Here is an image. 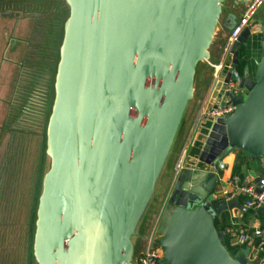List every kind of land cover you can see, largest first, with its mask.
I'll use <instances>...</instances> for the list:
<instances>
[{
    "label": "water",
    "instance_id": "1",
    "mask_svg": "<svg viewBox=\"0 0 264 264\" xmlns=\"http://www.w3.org/2000/svg\"><path fill=\"white\" fill-rule=\"evenodd\" d=\"M247 1L233 0L232 8ZM64 2L32 255L36 264H127L224 0ZM233 17L228 13L231 25ZM254 33L261 56L250 76L237 64ZM227 56L211 98L230 79L244 94L225 93L231 114L198 122L155 230L161 264H249L248 247L230 256L214 227L222 212L245 208L212 190L234 151L264 161V24L244 27Z\"/></svg>",
    "mask_w": 264,
    "mask_h": 264
},
{
    "label": "rangeland",
    "instance_id": "2",
    "mask_svg": "<svg viewBox=\"0 0 264 264\" xmlns=\"http://www.w3.org/2000/svg\"><path fill=\"white\" fill-rule=\"evenodd\" d=\"M60 2L61 0H52L50 3L42 0H2L0 4V8L2 6L7 9L11 6L16 8L19 22L27 17L22 25L19 27L17 25L16 36L19 40L23 37L29 39L30 36V42L33 43V46L26 45L31 59L29 61L31 78L4 80L0 77V264H28L29 261L31 264H36L32 255L37 206V199L34 203L35 171L38 169L42 146L45 154V131L53 101V82L62 39V21L68 13L67 7ZM230 3L231 0H224L221 5L222 13L229 10ZM263 7L261 6L259 10ZM1 22L3 20H0ZM32 24L35 27L33 35L31 31L26 36ZM1 26L4 25L1 23ZM0 29L3 33L2 40H8L6 38L8 33L4 27ZM17 46L19 56L22 43H17ZM35 49L39 51V55H34ZM209 71L205 61L197 62L194 67L192 96L183 109L180 125L177 127L162 165V169L165 166L164 170L163 172L161 170L154 184L153 194L142 210L135 227V236L131 238L134 255L145 246L154 203L165 191L173 174L171 162L177 156L193 111L197 108L199 85L201 89L206 83L205 79ZM40 75L42 79L39 78ZM32 87L38 91L35 97L28 96ZM197 125L196 123L193 133L196 132ZM236 158L237 161H242L239 154ZM48 166L49 159L45 156L43 171H46ZM249 166L255 173L264 176V162L258 160ZM40 189L41 184L39 191Z\"/></svg>",
    "mask_w": 264,
    "mask_h": 264
},
{
    "label": "crops",
    "instance_id": "3",
    "mask_svg": "<svg viewBox=\"0 0 264 264\" xmlns=\"http://www.w3.org/2000/svg\"><path fill=\"white\" fill-rule=\"evenodd\" d=\"M249 1L250 0H248L247 3ZM246 4H240L237 8L233 9L232 8L233 0H231L229 10H227L223 13L221 10V13L219 15V19L216 23V26L214 27V30H213L212 42L209 44V47H208L209 57H208L207 61L209 63H211L212 65H216V64L221 63L222 66H221V69L218 70V69H214L212 66H209L206 63L207 66L209 67V69H211L212 71H209V75L205 79L206 83L203 85V87L201 89H200V85H199V92H200L199 94L200 95L198 98V105H197V108L193 111V116L191 118L189 127L185 133V136H184L183 140L181 141V146H180V149L177 153V156L174 159V161L171 162L172 163L171 164V170L173 171L172 173H174V166H175L176 162L179 159L184 160V158H185V153H186L185 150H186L187 146L190 144L192 137H194V135H195V133H193V129H194L196 123L198 124V122L202 118V112L205 110V108L207 107V105L209 103H212V105L216 103V99H212L211 95L213 93L214 85L217 81L218 75L220 74L222 69L227 70L226 65H228V67L230 65V64H227V62H226L227 57H228L227 55L229 52V48L227 49L226 52L223 51L225 39H226V36L228 34V30L230 28V25H231V20L228 18V13H232L234 15V17H233V21H234L236 19V17L239 15V13L241 12V10L246 6ZM261 6H264V2L255 11V14L253 15V17L251 18V20L249 22V26H253L255 24H264V7L259 10V8ZM260 40H261L260 34H258V33L252 34L251 37L247 40V42L242 45V47H241L242 53H239V57H241L240 61H242L246 64L247 72L250 76H252L253 71H254V62H256L261 56V51H260V46H259ZM5 87H6V84H5ZM181 118H182V115H181ZM181 118H180V120H181ZM186 144H188V145L184 146ZM238 154H239V157L242 158V161H239V160L237 161L236 157L238 156ZM258 160L264 162L261 159H257V161ZM236 162H238V165H239V172H233V167L235 164H237ZM223 163L225 164L224 169H221L218 171V173H216L218 180H217V183L215 184V186L212 190L213 195L218 200H221L220 195H219V189L221 186L225 185L226 181L229 179L230 176L231 177L237 176L241 179L243 177H250V175H248V173H247L248 170H251L255 173V171L253 169H251V167L249 166L250 164L253 163V161H251L245 155V153L238 151V150L229 154L227 159H225V161L223 160ZM164 167H163V169L161 167V169L159 170L158 175L154 181V184H155L156 180L158 179V177L160 176L161 170L163 172ZM255 174L259 178H264V176H261L257 173H255ZM172 179H173V174L171 175V177L169 179V182L167 184L165 191L163 192V194L160 195L159 199H157L154 203L153 215H152V218H151L150 223H149V227H150L149 231L152 227H154V230H156L158 221H159V219H160V217L164 211V208L166 206V201L164 199L166 197V192H167V189H168L170 183L172 182ZM154 184H153V187H152L148 201L150 200L151 195L153 194ZM236 201L240 202V198ZM224 212L227 214L229 221H230L229 227L226 228L227 232L234 227H240V228L245 229L246 231L249 232L252 227L257 226V225H262L264 223V216L259 212H253V211L248 210V209H245V211H241L237 207H234L232 209H227ZM135 227H136V225H135ZM134 231H135V228H134ZM228 237H230V236H228ZM249 258H253L252 253H250Z\"/></svg>",
    "mask_w": 264,
    "mask_h": 264
},
{
    "label": "built area",
    "instance_id": "4",
    "mask_svg": "<svg viewBox=\"0 0 264 264\" xmlns=\"http://www.w3.org/2000/svg\"><path fill=\"white\" fill-rule=\"evenodd\" d=\"M263 2L264 0H250L241 10L228 30L223 47L224 52L227 51L243 28L249 26V22L255 14V11ZM206 63L218 70L221 69L222 66L221 63L216 65H212L208 61H206ZM226 68L228 69V65H226ZM225 93L243 95L244 91L237 86V83L233 79L223 83L216 97L214 107L206 113L203 111L202 117L216 118L231 114L233 106L225 102L227 100ZM222 102L224 103L221 104ZM182 162L183 159H179L176 162L173 175L181 168ZM258 183V185L253 183L250 177H243L240 179L237 176H230L225 185L221 186L219 189L220 199L221 201L229 202L240 198L239 203L245 209L259 212L264 216V178H259ZM227 234L230 236L229 244L238 247L239 253L244 247H248L247 262L249 264H264V223L252 227L249 232L240 227H234L230 229ZM157 238L158 236L155 234L154 227H152L145 238L144 248L135 255L131 254V259L127 264H161V250L155 243V239ZM250 253H252L253 258H249Z\"/></svg>",
    "mask_w": 264,
    "mask_h": 264
},
{
    "label": "flooded vegetation",
    "instance_id": "5",
    "mask_svg": "<svg viewBox=\"0 0 264 264\" xmlns=\"http://www.w3.org/2000/svg\"><path fill=\"white\" fill-rule=\"evenodd\" d=\"M42 1L46 3H50L52 0H42ZM1 2L2 0H0V4H2ZM60 3L66 6L64 0H61ZM15 9L16 8L12 6L9 9H7V7L3 8V6L0 8V20H3V22L1 23L4 25V26H1V23H0V28L4 27V30H6V33H8L6 37L8 40H5V39L2 40L3 33H1L0 31V77L1 79L4 78V80L6 79L7 80H18V79L29 80L31 78V69H30L31 65L29 62L31 61V59L29 58V52L27 51L28 46L26 45L33 46V43L30 42L31 41L30 36L28 37L29 39H24L23 37L20 40L16 36L17 35L16 34L17 25L18 27L19 25H22V23H24L23 21L27 19V17L22 18L23 20L19 22ZM64 20L65 18L62 21V28H63ZM29 27H30V31L28 29V34H26V36H28L31 33V31H32L31 35H33L34 28H35L34 24L30 25ZM36 31L38 32V30ZM19 42L22 43V48H21L22 50L19 51V56H18L17 43ZM35 50H36L35 52L36 54L34 55H39V51L37 49ZM39 78L42 79L43 77L40 75ZM36 90L37 89L34 90L32 87V90L28 92V96L31 95L35 97V95L38 94V91ZM23 93L25 95L27 94L25 92Z\"/></svg>",
    "mask_w": 264,
    "mask_h": 264
},
{
    "label": "trees",
    "instance_id": "6",
    "mask_svg": "<svg viewBox=\"0 0 264 264\" xmlns=\"http://www.w3.org/2000/svg\"><path fill=\"white\" fill-rule=\"evenodd\" d=\"M67 7V6H66ZM66 17H67V14H66ZM65 17V18H66ZM239 53H242V48L239 49ZM241 57H239V60H240ZM243 66H244V62L240 61L238 64H237V71L239 73L242 72V69H243ZM210 71H212L210 69ZM180 125V124H179ZM45 154H44V148L42 146V154L38 160V169L37 171H35L36 173V183H35V198H34V203L36 202L35 199L38 198V195L40 193L39 191V187H40V184H41V179H42V176L44 174L45 171H43V163H44V159H45ZM237 164L234 165L233 167V172H239V165H238V162H236ZM35 206V204H34ZM229 218L227 216V214L225 212H222L220 215L216 216L214 218V227H215V230L216 231H219L222 233V242H223V246L224 248L226 249V251L228 252V254L232 257L238 255L239 253V249L238 247L236 246H232L229 244V237H228V234H227V231H226V228L229 227ZM28 264H31V262L29 261Z\"/></svg>",
    "mask_w": 264,
    "mask_h": 264
},
{
    "label": "bare ground",
    "instance_id": "7",
    "mask_svg": "<svg viewBox=\"0 0 264 264\" xmlns=\"http://www.w3.org/2000/svg\"><path fill=\"white\" fill-rule=\"evenodd\" d=\"M228 156H229V155H228ZM228 156H226L223 160L225 161V159H227Z\"/></svg>",
    "mask_w": 264,
    "mask_h": 264
}]
</instances>
